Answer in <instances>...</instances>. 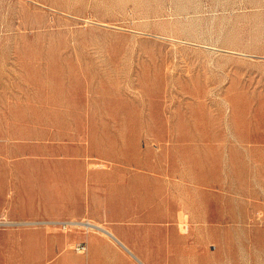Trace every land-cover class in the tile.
I'll return each instance as SVG.
<instances>
[{
    "label": "rangeland",
    "instance_id": "1",
    "mask_svg": "<svg viewBox=\"0 0 264 264\" xmlns=\"http://www.w3.org/2000/svg\"><path fill=\"white\" fill-rule=\"evenodd\" d=\"M149 195L264 264V0H0V264Z\"/></svg>",
    "mask_w": 264,
    "mask_h": 264
},
{
    "label": "crops",
    "instance_id": "2",
    "mask_svg": "<svg viewBox=\"0 0 264 264\" xmlns=\"http://www.w3.org/2000/svg\"><path fill=\"white\" fill-rule=\"evenodd\" d=\"M164 192L163 186H156ZM163 196L149 195L141 204L100 215H56L52 220L89 221L85 227L62 230L47 226L50 238L39 264H196V246L191 247L192 214L166 212L159 204ZM134 204L132 201L128 202ZM188 220V225L186 221ZM188 226V230L186 228ZM85 243L86 252L76 251Z\"/></svg>",
    "mask_w": 264,
    "mask_h": 264
},
{
    "label": "built area",
    "instance_id": "3",
    "mask_svg": "<svg viewBox=\"0 0 264 264\" xmlns=\"http://www.w3.org/2000/svg\"><path fill=\"white\" fill-rule=\"evenodd\" d=\"M38 224L58 227L65 231L77 227H85L87 230L96 229L95 225H93L89 221L48 220V221L38 222ZM75 249L78 252H86L87 246L85 243H81L77 245Z\"/></svg>",
    "mask_w": 264,
    "mask_h": 264
}]
</instances>
